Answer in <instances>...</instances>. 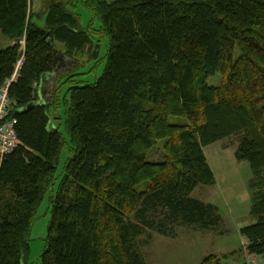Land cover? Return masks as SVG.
<instances>
[{
	"label": "trees",
	"instance_id": "obj_1",
	"mask_svg": "<svg viewBox=\"0 0 264 264\" xmlns=\"http://www.w3.org/2000/svg\"><path fill=\"white\" fill-rule=\"evenodd\" d=\"M69 2L44 0L32 12L30 0H0V32L13 41L0 48V89L22 61L9 87L18 144L0 154V264H30V233L48 191L43 264H147L146 228L216 229L218 207L191 194L215 183L204 148L231 135L253 175L255 222L241 233L248 251L264 256V0H84L97 28L83 26ZM42 13L44 27L34 19ZM104 37L102 75L77 84L84 62L65 57L87 51L86 61H97ZM217 74L220 83L209 84ZM51 75L49 100L27 108Z\"/></svg>",
	"mask_w": 264,
	"mask_h": 264
},
{
	"label": "rangeland",
	"instance_id": "obj_2",
	"mask_svg": "<svg viewBox=\"0 0 264 264\" xmlns=\"http://www.w3.org/2000/svg\"><path fill=\"white\" fill-rule=\"evenodd\" d=\"M33 1L43 5V1ZM67 8L79 14L83 26H88L93 22V27L97 28L98 21H94L92 12L86 7L84 0H71L67 4ZM40 10L43 11L42 8H39L35 12H40ZM34 19L40 26H45L43 13L40 16H35ZM12 42L0 32V48L8 46ZM99 44L97 61H86L90 57V53L87 51L78 56V59L65 57L68 64H75L79 60L84 62L82 66L76 69L80 74L73 77L77 84L93 83L102 75L107 63V38L104 37ZM58 47L61 50L64 49L62 44H59ZM54 81V75L46 80L43 91L47 100L50 98ZM220 81V74L208 80L211 85H216ZM66 88L67 86L63 85L59 93L61 112H64L66 108L64 101L67 94ZM62 132L67 138L68 135L64 126ZM239 142V135H231L204 148L208 163L215 175V183L212 185L199 184L191 194L195 198L218 207L222 216L219 226L214 230H205L197 229L196 225L186 224L176 226L173 235H161L156 229L146 228L139 240L147 264H198L209 254H226L227 256L222 257V264H264L263 255L248 251L249 240L241 233V228L254 223L255 218L251 214L253 192L250 182L253 176L252 170L248 161L236 158ZM68 144L67 140L62 148L57 177L61 175L70 154ZM159 158L160 156L157 157L152 154L148 159ZM57 182L58 180L55 181V186ZM50 195L51 191L45 193L30 233V250L27 256V261L30 264H43L42 254L45 249L51 218ZM157 218L159 221L163 217L158 216Z\"/></svg>",
	"mask_w": 264,
	"mask_h": 264
},
{
	"label": "built area",
	"instance_id": "obj_3",
	"mask_svg": "<svg viewBox=\"0 0 264 264\" xmlns=\"http://www.w3.org/2000/svg\"><path fill=\"white\" fill-rule=\"evenodd\" d=\"M12 78L5 81L0 89V154L3 155L13 150L18 144L17 134L14 128L15 119L8 118V111L10 108L11 100L9 98V87L12 81L16 79L19 73L20 65Z\"/></svg>",
	"mask_w": 264,
	"mask_h": 264
},
{
	"label": "crops",
	"instance_id": "obj_4",
	"mask_svg": "<svg viewBox=\"0 0 264 264\" xmlns=\"http://www.w3.org/2000/svg\"><path fill=\"white\" fill-rule=\"evenodd\" d=\"M40 1H43L44 2V0H40ZM42 7V5H41V3L40 2H36V3H34V1L33 0H30V8H31V11L32 12H35L37 9H39V8H41ZM11 44H13V42L11 43ZM48 80V79H47ZM45 86H46V82H44V84L42 85V96H41V98H43V100L46 102L47 101V99L45 98V96H44V91H43V89H45Z\"/></svg>",
	"mask_w": 264,
	"mask_h": 264
},
{
	"label": "water",
	"instance_id": "obj_5",
	"mask_svg": "<svg viewBox=\"0 0 264 264\" xmlns=\"http://www.w3.org/2000/svg\"><path fill=\"white\" fill-rule=\"evenodd\" d=\"M46 102L43 100V98H41V99H39V100H37V101H33V102H31L28 106H27V108H29V107H32V106H34V105H43V104H45Z\"/></svg>",
	"mask_w": 264,
	"mask_h": 264
}]
</instances>
